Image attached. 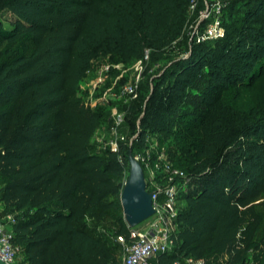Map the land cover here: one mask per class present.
Returning a JSON list of instances; mask_svg holds the SVG:
<instances>
[{"label": "trees", "instance_id": "obj_1", "mask_svg": "<svg viewBox=\"0 0 264 264\" xmlns=\"http://www.w3.org/2000/svg\"><path fill=\"white\" fill-rule=\"evenodd\" d=\"M237 1L246 9L242 26L219 48L196 43L192 60L168 68L174 80L155 78V92L169 93L140 120L133 151L158 128L160 146L174 140L171 160L190 179L176 245L160 264L189 257L264 264V0ZM185 8L186 0H0V217L15 218L6 222L22 264L121 262L117 237L129 238L130 227L124 222L113 238L97 218L118 205L111 197L122 194L130 172L128 146L95 148L104 112L82 100L79 87L104 54L128 62L152 48L161 57ZM5 11L15 16L10 28ZM199 78L212 91L202 106L181 109ZM142 106V99L127 104L131 129Z\"/></svg>", "mask_w": 264, "mask_h": 264}, {"label": "rangeland", "instance_id": "obj_2", "mask_svg": "<svg viewBox=\"0 0 264 264\" xmlns=\"http://www.w3.org/2000/svg\"><path fill=\"white\" fill-rule=\"evenodd\" d=\"M218 8L222 9V26L224 35L203 40L201 36L205 33L206 28L213 23L214 16H208L209 11L216 12ZM246 9L243 2L237 0H186V8L181 16L179 23V32L174 39L165 45L161 51L163 55L159 57L152 48H147L143 52L142 63L139 59H133L125 62L115 53H107L93 62L92 69L87 73L79 87V96L89 106L97 108L102 107L103 118L92 137V143L95 144L97 150H104L98 145V138L101 136L110 137V130L115 123L116 116L123 113L125 119L121 127V133L126 135L127 142V158L130 149L133 150L134 142L138 140L140 135V120L147 113V107H152V113L160 110L161 98L168 95V88L164 87L163 91L155 92V78L165 74L166 83L174 80L168 68L179 60H192L196 43H202L204 48H219L218 41L225 38L230 32H233L235 27L242 26V20L245 16ZM2 20L6 28H10V22L15 20V16L5 11L2 14ZM137 84L135 93L120 95L122 87ZM212 86L207 78H199L198 84L194 88H189L182 97V108H193L202 106V97L205 92H211ZM157 98H159L157 100ZM143 101V106L140 109V114L137 119L138 126L136 129H131L127 124V104L133 100ZM158 128L153 132H148L146 138L149 142H145L149 152H156L159 138L162 135ZM148 143V144H147ZM171 158L170 151L175 150V142L171 138L164 146H162ZM168 148V149H167ZM106 151V150H105ZM134 150V156L138 153ZM129 160V158H128ZM128 172L123 178V186L129 178ZM4 184V180L0 178V188ZM187 186V185H186ZM111 199L118 201L117 207L103 218H97V224L100 230H106L107 235L115 236L122 224L126 222L124 209L119 196H112ZM181 209L184 203L180 200ZM4 211V205L0 200V214ZM98 211L93 215L97 217ZM264 212V209H263ZM35 211L23 213L25 217L34 214ZM149 219V218H148ZM141 222L135 228H142L146 221ZM114 238V237H113Z\"/></svg>", "mask_w": 264, "mask_h": 264}, {"label": "built area", "instance_id": "obj_3", "mask_svg": "<svg viewBox=\"0 0 264 264\" xmlns=\"http://www.w3.org/2000/svg\"><path fill=\"white\" fill-rule=\"evenodd\" d=\"M214 16V21L206 28L201 39H213L224 35L222 26V9L209 11L208 16ZM142 58L139 63H142ZM137 84L122 87L120 95L136 92ZM125 115L116 116L115 123L110 130V137L98 138V145L104 150L119 152L122 143L127 142L126 135L121 133ZM138 139V138H137ZM146 141L149 142L148 138ZM145 141V142H146ZM148 144V143H147ZM145 146L135 158L141 163L145 172L147 190L152 194L154 214L140 229L130 227V236L119 235L117 240L123 245V256L119 264H153L149 260L159 254L171 252L177 241L178 216L181 211L180 193L188 184L189 177L184 170L176 167L167 152L158 142L156 152H149ZM124 161V155H119ZM15 222L13 215L0 217V259L6 264H17L16 259L22 248L14 243V232L9 227ZM171 264H182L176 261ZM186 264H206L205 260L194 257L186 259Z\"/></svg>", "mask_w": 264, "mask_h": 264}, {"label": "water", "instance_id": "obj_4", "mask_svg": "<svg viewBox=\"0 0 264 264\" xmlns=\"http://www.w3.org/2000/svg\"><path fill=\"white\" fill-rule=\"evenodd\" d=\"M130 174L123 187L121 201L125 219L129 227H136L151 217L153 207L152 194L147 190L145 172L141 163L135 158L133 150L129 151ZM0 264H6L0 259Z\"/></svg>", "mask_w": 264, "mask_h": 264}, {"label": "crops", "instance_id": "obj_5", "mask_svg": "<svg viewBox=\"0 0 264 264\" xmlns=\"http://www.w3.org/2000/svg\"><path fill=\"white\" fill-rule=\"evenodd\" d=\"M160 255H161V254L152 257V258L149 260V262H150V263H153V264H160ZM122 256H123V255H122ZM121 260H122V258H121ZM16 263H17V264H22V256H21V253L17 256Z\"/></svg>", "mask_w": 264, "mask_h": 264}]
</instances>
